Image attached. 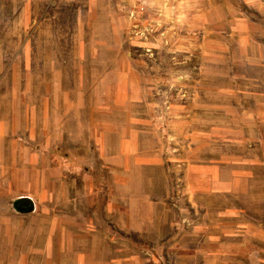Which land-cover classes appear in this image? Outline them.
I'll list each match as a JSON object with an SVG mask.
<instances>
[{"label": "rangeland", "instance_id": "374dc122", "mask_svg": "<svg viewBox=\"0 0 264 264\" xmlns=\"http://www.w3.org/2000/svg\"><path fill=\"white\" fill-rule=\"evenodd\" d=\"M144 2L0 0V264L80 263L70 255L77 242L85 244L88 264H246L242 251L171 254L160 240L147 239L165 228L142 224L141 207L140 233L124 230L122 239L115 211L105 212L116 195L110 176H85L86 168L99 167L90 141L97 106L115 115L139 105L142 116L151 114L167 159L187 147L170 108L186 101L182 73L192 68L183 15L174 8L166 14L163 36L162 11L155 16L161 22H153ZM22 197L33 201L31 212L16 209ZM51 199L79 206L36 207ZM255 211L264 220L259 203ZM76 223L86 239L54 238Z\"/></svg>", "mask_w": 264, "mask_h": 264}, {"label": "crops", "instance_id": "0c3cea01", "mask_svg": "<svg viewBox=\"0 0 264 264\" xmlns=\"http://www.w3.org/2000/svg\"><path fill=\"white\" fill-rule=\"evenodd\" d=\"M143 1L149 20L161 22L155 16L162 11L163 36L166 14L174 8L183 15V48L192 68L182 73L186 101L170 108L187 147L178 159H167L151 114L142 116L139 105L115 109V115L97 106L98 129L90 141L99 167L86 168L85 176H110L116 195L105 212L115 211L122 239L124 230L140 233L135 214L141 207L142 224L165 228L147 239L160 240L171 254L242 251L246 264H264V220L255 211L257 203L264 208V0ZM65 204L79 206L51 199L36 207ZM125 212L131 218L124 221ZM72 229L54 238H87L82 225ZM75 246L70 255L82 258L75 264H88L85 244Z\"/></svg>", "mask_w": 264, "mask_h": 264}, {"label": "water", "instance_id": "95a60500", "mask_svg": "<svg viewBox=\"0 0 264 264\" xmlns=\"http://www.w3.org/2000/svg\"><path fill=\"white\" fill-rule=\"evenodd\" d=\"M15 207L21 212H31L33 210V206L27 204L23 197L17 200Z\"/></svg>", "mask_w": 264, "mask_h": 264}, {"label": "bare ground", "instance_id": "6f19581e", "mask_svg": "<svg viewBox=\"0 0 264 264\" xmlns=\"http://www.w3.org/2000/svg\"><path fill=\"white\" fill-rule=\"evenodd\" d=\"M24 200H25V202H26L27 204L33 206V203H32L31 201H29L28 199H24Z\"/></svg>", "mask_w": 264, "mask_h": 264}]
</instances>
